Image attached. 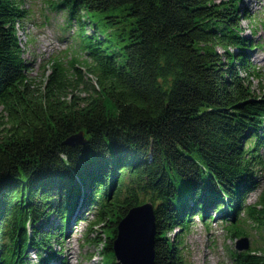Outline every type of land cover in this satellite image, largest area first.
Returning <instances> with one entry per match:
<instances>
[{"label": "trees", "instance_id": "trees-1", "mask_svg": "<svg viewBox=\"0 0 264 264\" xmlns=\"http://www.w3.org/2000/svg\"><path fill=\"white\" fill-rule=\"evenodd\" d=\"M51 6L76 27L97 85L66 100L71 81L53 64L43 95L31 99L17 35L28 13L22 0H0V105L9 125L0 132V264H28L29 251L38 264H64L53 246L80 221L85 242L103 243L102 264L107 254L118 264L117 226L144 203L154 207V264H188L178 235L197 214H217L234 229L242 213L260 242L231 251V263L264 264V195L244 203L264 168V88L253 85L262 79L249 58L261 46L244 35L241 0ZM79 134L82 143L67 144Z\"/></svg>", "mask_w": 264, "mask_h": 264}, {"label": "rangeland", "instance_id": "rangeland-1", "mask_svg": "<svg viewBox=\"0 0 264 264\" xmlns=\"http://www.w3.org/2000/svg\"><path fill=\"white\" fill-rule=\"evenodd\" d=\"M57 1L22 0V7L28 15L27 18L19 21L17 35L23 58L27 63L26 77L29 84L27 92L31 99L39 100L43 95L53 64L63 69L66 81H71L72 86L65 90L66 100L74 96L79 99L86 98L92 92L91 87L97 85L94 76L88 73L87 57L79 50L77 41L73 38L76 27H68L65 12L55 11L51 6V3ZM241 7L249 14L248 18L241 22L244 35L252 37L261 46L249 54L251 66L256 72L258 71L262 79L259 83L253 79V85L264 88V0H241ZM251 29L254 35L249 33ZM72 68L81 70L79 80H76ZM8 127L7 114L0 105V132H5ZM263 153L261 149L260 154ZM256 171H258L256 188L245 196V205L255 204L264 195V168L259 167ZM208 213L211 216L214 214L212 210ZM213 217L216 219L202 221L197 214L191 218L188 230L178 235L183 237L182 253L188 264H232L230 252L236 250V244L240 239L247 238L249 249L256 245L257 241L260 242L259 232L250 222L244 221V213L239 216V222L232 223L236 226L234 229H231L230 222H224L219 215ZM87 227L86 221L77 222L75 226L71 225L67 235L58 245L53 246L59 252V259L64 261V264L103 263L104 257L101 254L103 243L96 245L85 242ZM96 230L99 231L98 227ZM233 232H245V235H240L241 237L237 239L232 236ZM102 239H105L104 235ZM106 257L108 264L110 255L107 254ZM28 261V264H38L35 251H29ZM50 264L56 263L50 262Z\"/></svg>", "mask_w": 264, "mask_h": 264}, {"label": "water", "instance_id": "water-1", "mask_svg": "<svg viewBox=\"0 0 264 264\" xmlns=\"http://www.w3.org/2000/svg\"><path fill=\"white\" fill-rule=\"evenodd\" d=\"M82 134L72 137L68 145L82 143ZM154 207L144 203L129 210L117 226L112 250L118 264H154L155 239ZM249 250L247 238L240 239L236 251Z\"/></svg>", "mask_w": 264, "mask_h": 264}]
</instances>
